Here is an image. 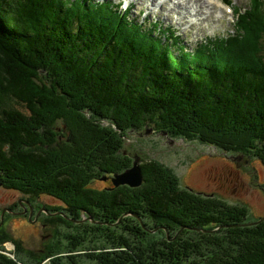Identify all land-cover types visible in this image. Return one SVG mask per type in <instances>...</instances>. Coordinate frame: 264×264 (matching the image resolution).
Instances as JSON below:
<instances>
[{
	"label": "trees",
	"instance_id": "trees-1",
	"mask_svg": "<svg viewBox=\"0 0 264 264\" xmlns=\"http://www.w3.org/2000/svg\"><path fill=\"white\" fill-rule=\"evenodd\" d=\"M132 9L0 0V183L60 200L55 219L75 228L40 254L9 236L21 259L0 251V264H264V220L239 225L246 205L184 187L156 158L138 187L110 180L132 166L122 135L146 125L264 164V0L237 6L234 34L191 49Z\"/></svg>",
	"mask_w": 264,
	"mask_h": 264
},
{
	"label": "rangeland",
	"instance_id": "rangeland-1",
	"mask_svg": "<svg viewBox=\"0 0 264 264\" xmlns=\"http://www.w3.org/2000/svg\"><path fill=\"white\" fill-rule=\"evenodd\" d=\"M112 1L115 3L122 2L123 9L128 4L131 5L133 7V17L138 18L141 22L149 24L150 20H157L158 26L161 27V32L169 35L166 29L170 28L171 31H176L180 40L190 49L194 48L201 41L206 40V38L216 36L226 37L234 34L237 31L235 28L236 8L237 6L245 7L250 2V0H232L231 5H227L224 3L226 0H211V5L208 4L204 10L202 7L201 11L195 12V4L193 5V2L179 0L181 7H187L190 10L189 13H185L171 11V8L178 0H157L156 3H153L151 0ZM197 1L200 3L199 0ZM213 3L215 4L214 6ZM184 15H187V18H183ZM64 133L67 134V129ZM125 135H122V139L125 142L124 151L128 150L129 156L132 158L131 164H133L132 162L136 156L139 157L140 163L144 159L156 158L175 170L178 176H180L184 187H190L197 192L211 197L212 195H216L229 204L246 205L249 209L247 222H253L264 217V164L260 159L225 151L198 140L175 137L169 135L166 131H160L148 125L142 127L139 131H130ZM93 184V186H98V188L106 186V183L101 181L97 184L94 182ZM137 190L139 191L140 189ZM19 196H22L19 191L5 188L1 185L0 214L6 205L12 203L13 198H18ZM38 201L41 203L48 202L57 206L63 204L60 200L48 195L43 196V199ZM85 213L87 214V212ZM86 214H82V220L86 218ZM147 215L145 214L146 217L152 220ZM86 220L82 221L83 223L77 222V224L89 226V221ZM68 221H65L64 225H59V232L65 231V235H71L69 232L75 231L74 226H70L72 225V221L69 219ZM150 227L153 228L154 223L151 222ZM43 229V234H46V237L33 240L29 239V227L25 223L14 221L12 223V230L6 225L0 230V241L3 239V242L1 241L0 243V251L9 254L11 257H15L18 261L21 259L19 255L16 256L15 251L17 250L15 249V245L9 239V236H14L17 239H21L25 248H29L36 254H40L42 252L40 249L42 243L48 241L50 234L55 231L52 224L46 228L43 227ZM183 229L184 227H181L179 230L172 228L167 234H172V236L173 234L180 235ZM193 229L198 230L196 227ZM151 234H154V232H151ZM66 242H68V238L63 240V244ZM87 243L88 246L92 245V242L89 240ZM64 248L62 249L66 250ZM24 258L27 259L26 256ZM83 261L91 264L90 258L85 256V254Z\"/></svg>",
	"mask_w": 264,
	"mask_h": 264
},
{
	"label": "flooded vegetation",
	"instance_id": "flooded-vegetation-1",
	"mask_svg": "<svg viewBox=\"0 0 264 264\" xmlns=\"http://www.w3.org/2000/svg\"><path fill=\"white\" fill-rule=\"evenodd\" d=\"M39 198L40 197H31L24 194L18 198H13L12 203H9L3 208L2 213L4 212V218L2 222V213L0 214V230H2L6 225H8L12 230V223L14 221H21L29 227V239L37 240L39 238L46 237V234H43V227L46 228L52 224V226L55 228V231L50 234L48 241L42 243V247L40 248L41 250L48 251L53 249L55 247V243H57L56 239L60 233L59 224L64 225V223H62L59 219H55L53 217L61 215L59 213L63 210H53L51 203H41L38 201ZM89 218L93 223L98 222V220H96L93 215H89ZM82 221L80 220V222Z\"/></svg>",
	"mask_w": 264,
	"mask_h": 264
},
{
	"label": "water",
	"instance_id": "water-1",
	"mask_svg": "<svg viewBox=\"0 0 264 264\" xmlns=\"http://www.w3.org/2000/svg\"><path fill=\"white\" fill-rule=\"evenodd\" d=\"M104 179L107 180L108 177H105ZM110 180L115 186L126 184L129 186L135 187V186L141 185L143 183L144 177H143L142 168H141V165L139 162V157L138 156L135 157L131 167L127 168L126 170H124L122 172L115 173L114 175H112L110 177ZM0 186H1V183H0ZM60 213H63V212H60ZM127 214H129V213H127ZM134 215H136V214H134ZM136 216H138V215H136ZM3 218H4V212L2 213V216H1V222L3 221ZM138 218H140V217L138 216ZM140 220H141V218H140ZM262 220H264V217H262L256 221H253V222H245V223H242L239 225L256 224ZM163 228L167 231V233L169 232V230L166 226L165 227L163 226ZM198 229H200V228H198ZM153 230H156V229H153Z\"/></svg>",
	"mask_w": 264,
	"mask_h": 264
},
{
	"label": "bare ground",
	"instance_id": "bare-ground-1",
	"mask_svg": "<svg viewBox=\"0 0 264 264\" xmlns=\"http://www.w3.org/2000/svg\"><path fill=\"white\" fill-rule=\"evenodd\" d=\"M153 3H156L157 2V0H151ZM188 2H193V5L195 4V12H199V11H201L202 10V7H203V10H204V8H206L207 6H208V4L209 5H211V0H199L200 1V3L197 1V0H187ZM180 1L178 0L175 4H174V6L171 8V11H178V12H185V13H189L190 12V10L187 8V7H181L180 6V3H179ZM215 4L213 3V6H214ZM200 7H201V9H200ZM209 16V15H208ZM207 16V17H208ZM183 18H187V15H184L183 16Z\"/></svg>",
	"mask_w": 264,
	"mask_h": 264
}]
</instances>
